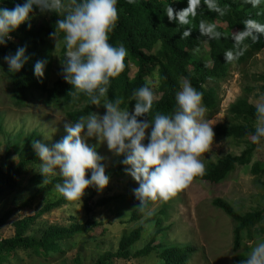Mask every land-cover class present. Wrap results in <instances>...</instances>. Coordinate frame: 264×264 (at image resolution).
<instances>
[{"label": "rangeland", "instance_id": "rangeland-1", "mask_svg": "<svg viewBox=\"0 0 264 264\" xmlns=\"http://www.w3.org/2000/svg\"><path fill=\"white\" fill-rule=\"evenodd\" d=\"M236 2L241 3L240 0ZM261 7L264 9V5ZM49 14L50 12L41 13L35 7L30 13L31 26L49 24ZM11 37L14 50L26 47V56L37 54V58L46 61V85L51 86L59 76L63 40L52 36L44 37L42 45L33 51L19 36ZM36 61L34 60L35 63ZM182 81L180 80V86ZM6 85L5 79L0 75V162L14 165L24 144L35 151L34 141L38 140L50 147L67 134L64 123L69 120L64 116V111L70 105L48 102L43 94L33 92L26 98L27 103L18 107L13 104ZM208 85L214 89L215 108L208 119L206 111L205 120L209 124L213 123L212 128L217 124L230 122L227 109L237 98H245L255 107L260 96L264 95V47L244 63H232L222 80L208 82ZM105 112L106 109L101 105L95 113L103 115ZM138 119L144 120L143 117ZM148 131L150 129L146 130ZM86 142L94 146L104 158L101 163L105 166V174L110 177L108 185L102 191L96 189L93 194L87 187L81 201L69 202L55 189V184L61 183L63 179L59 175V169L58 174L45 179L61 177V180L44 187L43 182L32 184L29 181L30 176L39 173L41 162L30 164L18 177L16 187L0 196V218L8 213V217L0 222V239L12 237L14 222L31 216L33 219L26 225L23 235L34 239H38L50 226L67 227L87 219L94 221L95 226L83 235L59 241L58 250L50 252L47 257L30 249L17 248L3 264H92L103 253L114 252L120 237L136 227H140V236L128 247L129 254L146 245H186L191 248V253L185 264H231L233 257H247L259 239H264L263 234L257 233H251L249 237L243 236L238 251L233 252V221L211 204L213 199H220L239 215L260 210L264 207V190L259 181L264 174L251 175L246 166L235 167L226 179L215 185L194 179L187 189L167 203L149 202L142 210V216L133 221L130 220V211L139 204L133 190L139 185L124 171L129 167L121 163L125 156L110 151L106 141L98 142L95 138H88ZM143 143L147 144L146 139ZM245 146V140L214 137L211 150L200 159L206 170L227 154L238 155ZM252 160H258L264 166V138L256 144ZM85 198H88L87 211L83 207ZM102 198L111 200L96 207L94 203ZM57 199H63L64 202L55 209L40 212L43 205ZM155 220H159L158 224ZM157 253V250H152L145 256L130 255L127 260L113 259L110 264H162Z\"/></svg>", "mask_w": 264, "mask_h": 264}, {"label": "clouds", "instance_id": "clouds-1", "mask_svg": "<svg viewBox=\"0 0 264 264\" xmlns=\"http://www.w3.org/2000/svg\"><path fill=\"white\" fill-rule=\"evenodd\" d=\"M127 3L134 4L135 0H127ZM240 4L259 8L262 0H241ZM33 5L41 13L55 12L59 16L55 31L50 35L58 38L61 32L64 34L66 62L62 76L73 86L72 97L77 99L83 93L91 105H102L106 109L103 115L92 112L75 121H66L64 128L67 134L51 147L38 140L33 142V149L41 162L39 173L44 178L43 183H48L45 178L58 174L59 169L63 179L55 184V189L67 201H81L89 186L102 191L110 177L105 174V166L101 163L104 158L86 142L88 138L106 141L110 151L125 156L121 163L129 166L124 169L125 173L139 185L133 194L141 210L149 202L167 203L187 189L196 177L205 174V165L200 157L211 150L215 133L213 123L205 120L203 93L197 91L189 80L181 82L171 114L156 112L148 120L138 117L152 111L157 98L154 87H158V80H148L133 91L130 101H135V104L131 112L121 107L123 101L120 98L105 99L111 79L124 71L127 56V49L122 44L113 46L109 43V34L119 19L117 0H25L12 9L0 8V45L11 40L10 33L21 24L28 23L31 27L29 21ZM203 6L221 17L230 11V6L221 7L217 0H203ZM201 8L202 0H187V6L179 11H174L169 5L165 7L167 19L176 21L183 28L181 39L190 37L192 22ZM243 25V30L230 35L233 48L224 52L226 63L238 61L245 54L249 47L246 40L255 43L264 35V23L256 19L248 18ZM196 27L201 36L210 40L229 38L217 30L220 27L217 22L201 19ZM25 51L26 47H19L14 55L3 57L9 72H18L23 67L29 59ZM194 52H199V49H194ZM45 64L46 61L38 60L34 65V75L38 79L44 77ZM255 115L251 140L259 144L264 138V95L255 104ZM145 139L147 144L143 143ZM89 170L90 179L86 178ZM240 264H264V239H259Z\"/></svg>", "mask_w": 264, "mask_h": 264}, {"label": "trees", "instance_id": "trees-1", "mask_svg": "<svg viewBox=\"0 0 264 264\" xmlns=\"http://www.w3.org/2000/svg\"><path fill=\"white\" fill-rule=\"evenodd\" d=\"M239 0H217L221 7L230 6V11L221 17L217 13L209 12L206 6L199 10L197 17L193 20V30L190 37L181 39L183 28L176 21H169L165 13L167 5L179 11L187 6V0H135L134 4L127 3V0H117L118 22L112 33L109 34V43L113 46L123 45L127 49L124 71L116 78L111 79L107 97L105 99L115 100L120 98L122 108H128L131 112L135 101H130L134 90L145 84L146 81H159L158 87H154L156 100L152 111L143 116L144 120L151 119L156 112L171 114L176 106L175 96L180 91V80H189L193 87L203 93L202 104L208 112L207 119L212 115L214 104V89L208 82L222 80L232 63L239 65L244 63L251 56L264 47V35L253 43L250 39L245 43L249 45L245 54L232 63H226L224 52L233 48V41L230 39L232 32L243 30V21L248 18L256 19L264 23V9L252 8L246 4L241 6ZM241 1V0H240ZM25 0H0V8L12 9L16 4H23ZM264 5V0L262 4ZM37 7L33 5V9ZM259 13V14H258ZM59 16L55 12L49 14V24L28 27V23L21 24L18 29L10 33V36L22 38L25 45L33 51L38 49L44 42V37H51L55 31L56 21ZM217 22L220 27L218 31L225 33L229 38L222 37L219 40H210L199 34V20ZM63 33H60L58 40H63ZM30 45V46H29ZM198 48L199 52H194ZM64 42L60 48L59 76L52 82L51 86L46 85V75L38 79L34 75V60L43 61L37 58V54H29V59L23 67L15 73L9 72L8 64L4 56L15 54L13 44L10 40L5 45H0V75L5 79L8 89L13 98V104L23 107L25 100L33 92L44 95L48 102H63L69 104L70 108L64 111V116L69 120H77L81 115L87 116L96 112L97 106L90 104V99L83 93L77 99L72 97L73 86L63 79V64L66 62ZM25 53H28L25 51ZM36 61V62H37ZM46 69V65H45ZM44 69V71H45ZM103 102V100H102ZM231 118L226 124H217L213 127L216 139L233 138L245 140L246 146L238 155H225L214 164L208 166L205 174L195 179L209 184H217L235 169V167L248 166L249 173L257 176L264 174V166L258 160H252L253 150L256 144L252 143L251 135L254 133V122L256 121L255 107L249 104L245 98H237L227 109ZM263 139V138H262ZM148 142V140L146 139ZM51 147V146H50ZM40 162L35 151H31L27 144L20 150L17 161L14 165L2 164L0 162V196L11 191L17 185L18 177L30 164ZM91 172L86 173L90 179ZM43 176L38 173L29 177L32 184L43 182ZM61 177H54L44 183L49 187L60 181ZM260 187L264 190V176L259 181ZM93 194L95 186H89ZM88 198L83 200V207L87 211ZM111 198L97 200L94 205L102 206ZM64 202L57 199L41 207L40 212L49 211L59 207ZM212 206L221 210L234 224L231 237L232 251H238L243 236L249 237L251 233L264 235V207L258 211L247 212L239 215L231 206L220 200L213 199ZM142 216V210L136 206L130 211V220H137ZM8 217L0 218V222ZM33 217H25L14 222L15 231L12 237L0 239V264H3L13 253L14 249H30L32 252L42 254L45 257L50 252L58 250V242L87 233L95 222L87 219L82 223L70 224L67 227L50 226L46 228L38 239L24 236L26 225ZM159 220H155L158 224ZM260 225V226H258ZM140 236V227L131 229L126 235L120 237L117 249L114 252H105L92 264H110L113 259L127 260L130 255L133 257L145 256L152 250H157V256L162 264H185L191 253V248L178 244H156L146 245L140 250L129 254L128 247L135 243ZM247 257H233L231 264H240Z\"/></svg>", "mask_w": 264, "mask_h": 264}]
</instances>
